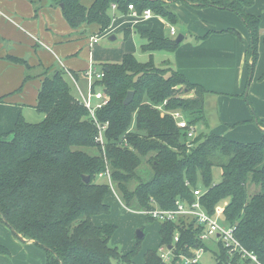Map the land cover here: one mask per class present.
<instances>
[{
    "label": "trees",
    "instance_id": "16d2710c",
    "mask_svg": "<svg viewBox=\"0 0 264 264\" xmlns=\"http://www.w3.org/2000/svg\"><path fill=\"white\" fill-rule=\"evenodd\" d=\"M197 6H215L237 13L245 23L250 41L246 50L248 65L258 59L261 17L249 11L255 0H176ZM73 29L97 26L103 33L111 25V6L129 12L133 4L139 12L151 9L171 24L179 15L165 7L161 0H52ZM228 31L239 38L234 28ZM147 61L126 53L120 62L103 65L105 76L96 82L104 87L110 101L97 111L101 122H109L105 150L96 142V126L88 110L76 99L66 79L65 69L43 73L35 109L41 120L33 123L20 114L10 139L0 138V221L25 242L33 240L46 250L47 264H131L140 252L138 238L133 249L122 253L111 245L116 225H96L93 217L108 214L106 202L110 187L98 181L108 161L113 183L122 193L127 208L144 211L155 206L175 207L176 200L195 199L201 189V202L213 214L215 207L228 199L225 221L236 226V237L264 264V130L258 142H240L215 132L199 133L193 147L186 143L187 129H182L171 115L181 111L190 123L203 118L205 96L203 85L190 82L167 62L159 66L156 52H173L180 43L163 38L154 30H136ZM132 33L124 30V37ZM252 59V63L250 60ZM19 62L18 60H15ZM23 63V61H21ZM29 70L24 82L36 78ZM87 69L80 72L83 75ZM77 79L79 74L72 71ZM134 91L133 101L124 99ZM199 117L193 118L195 115ZM264 126V124H263ZM198 128V127H197ZM206 132V131H205ZM144 160L151 170L148 178L140 174ZM222 170L215 180L214 169ZM89 176L85 182L83 176ZM250 183L259 187L250 195ZM148 220H155L147 216ZM156 221V220H155ZM143 229V228H142ZM144 230V229H143ZM195 222H160V244L172 245L176 257L171 264H181L179 255H191V247H205ZM176 233L180 235L174 243ZM0 253L11 255L0 243ZM239 256L230 257L219 244L215 264H239ZM244 264H252L249 260ZM143 264L165 263L156 249L144 253ZM200 264V263H198Z\"/></svg>",
    "mask_w": 264,
    "mask_h": 264
},
{
    "label": "crops",
    "instance_id": "0c3cea01",
    "mask_svg": "<svg viewBox=\"0 0 264 264\" xmlns=\"http://www.w3.org/2000/svg\"><path fill=\"white\" fill-rule=\"evenodd\" d=\"M83 1L88 5L90 0ZM0 9L13 19V21H9L15 25V27L7 29V21L0 17V30H3V33H0V136L10 133L14 129L20 114L24 116V113L29 110L36 111L38 91L43 80V73L39 72L40 67L52 68L55 66L65 69V71L67 69L71 73L72 71L77 72L78 80L82 84V88L86 90L87 79L80 71L88 69L90 65H94L98 69L101 68L96 65L93 54V48L98 42L90 45V39L95 34L100 37L109 35L110 38L111 35H114L112 33L121 30L124 36L125 25L131 24L137 28L136 30L151 29L163 38H172L170 32L164 34L154 27L142 26L153 21L154 17L139 22L120 18L113 23L112 32L106 34L98 33V27L95 25H84L77 30L71 28L60 7L55 6L52 0H0ZM175 12L178 14L176 10ZM162 20L167 22L169 27L173 25L164 18ZM180 20L183 21L182 17ZM243 26L245 27L236 21L232 25L223 27L207 23L205 27L192 30V26L187 25L189 32L181 33L184 39L177 49L173 52H159L161 54L158 62H155L160 65L168 62L170 66L184 74L190 82L201 84L208 89L206 94L210 92L216 94L220 92L219 89H225L227 85L230 86L228 81H231L230 73L232 71H236L232 78L237 80L236 83L240 87L246 79V50L250 41L247 27ZM229 28L236 29L244 37V40L228 31ZM136 30L132 29L131 37L132 35L136 36L133 33ZM188 35H190V39H188ZM261 38L263 39L264 36ZM261 45L263 46L262 43ZM45 50L52 52L56 62L45 64L42 60ZM126 53L131 52L122 53L121 60ZM21 61L32 67L30 73L36 78L24 82L29 70ZM232 86L234 87L233 84ZM214 127L215 130H211V132L221 134L217 130L218 127ZM262 127L264 130L263 125ZM9 136L11 138V135ZM95 218L94 216L93 221L96 224ZM0 224L5 225L1 221ZM96 225L100 226L101 224ZM7 228L9 227L7 226ZM25 243L29 245L35 242L28 240Z\"/></svg>",
    "mask_w": 264,
    "mask_h": 264
},
{
    "label": "rangeland",
    "instance_id": "374dc122",
    "mask_svg": "<svg viewBox=\"0 0 264 264\" xmlns=\"http://www.w3.org/2000/svg\"><path fill=\"white\" fill-rule=\"evenodd\" d=\"M167 9L170 11L178 12L177 15L182 17V20L178 25H175L177 34L170 35L172 38H176L179 34L187 32V25L192 26V30H196L200 27H205L207 23H212V26L223 27L227 25H232L235 23H241L245 25L241 17L232 10L219 9L215 6H197L185 1L176 0H161ZM211 2H219L220 0H210ZM174 2V3H173ZM90 3V1H89ZM173 3V7L171 4ZM112 8V6H111ZM250 12L261 17V37L264 36V0H255L253 6L250 7ZM112 19L111 25L108 27L104 33L110 34L112 32L113 23L120 19H130L129 12H122L118 10V7L110 10ZM156 17V16H155ZM152 19L153 21L144 24V27H154L156 30L164 34H169V25L167 22L163 21L162 15L157 14V17ZM162 17V18H161ZM5 17H3L4 19ZM167 20V18H164ZM7 21V29L10 27H15L14 23ZM168 21V20H167ZM244 27V26H243ZM246 27V25H245ZM244 27V28H245ZM125 28H132L136 30L131 24L125 25ZM124 28V29H125ZM246 30V29H245ZM189 32V31H188ZM193 32V31H192ZM3 33V30H0ZM136 36L130 38H125L123 36V31H118L114 34L117 38L111 40L109 35L100 37L93 48V54L95 58V63L97 66L103 69L102 65L104 63L110 62H120L121 54L124 52H131L136 55V57L141 61H147L149 55L142 51L141 45L143 40L138 37L136 32H133ZM97 35V34H95ZM235 35V34H233ZM100 36V35H99ZM236 36V35H235ZM237 37V36H236ZM188 35V39H190ZM250 39V36L249 38ZM244 40V37L241 38ZM161 53L157 52L155 54V61L158 62L159 55ZM42 60L45 64L56 62L51 51L45 50ZM246 66V79L242 83V86H238L236 79L232 77L235 76L236 71H232L230 74L231 81H228L230 86L227 85L225 89H219V93L210 92L205 96V106L203 111V118H198L196 114L193 118H198L195 121L197 128V135L199 133H211L214 131L215 127H218V132L225 134L228 138L232 140H237L240 142H258L262 139L264 124V46L259 44L258 49V59L254 66H249L247 60L245 61ZM252 63V59L250 60ZM159 66L160 64L157 63ZM165 66V63L161 66ZM40 67V66H39ZM89 68V67H88ZM55 69H62L59 67H40L39 72L51 74ZM37 73V72H36ZM39 73V74H40ZM85 76V74H84ZM44 78V77H43ZM78 81V84L82 87V84ZM69 85L72 88V92L78 93L76 86L73 84L71 78L67 75ZM227 83V84H228ZM234 85V87L232 86ZM1 85V82H0ZM232 86V87H231ZM235 88V89H232ZM1 90V87H0ZM225 92V93H224ZM24 117L29 122H39L41 120L40 115L36 111L29 110L24 113ZM221 130V131H220ZM206 131V132H205ZM0 138L8 139V137L0 136ZM151 170V165L149 161L144 160L141 165L140 174L145 179ZM222 170L220 168L214 169L215 180L219 181L221 179ZM98 181L104 183V179L98 177ZM113 190H109V194L106 197V202L110 205L111 211L108 214L96 215V224L101 225L110 223L116 225V231L111 238V245L118 247L122 253H127L133 249L136 241V231L140 228L144 229L145 238L140 239V252L135 257L134 262L131 264H143L144 253L148 249H156L160 247V222L148 220L147 215L140 211H136L127 208L123 199L122 193L114 184ZM259 187L255 184L250 183L249 193L254 195L258 193ZM228 203V199L221 201L216 207V217L219 221H225L224 218V207ZM190 221V220H189ZM6 225V224H5ZM4 224H0V242L5 244L10 250L11 255L0 253V264H47L46 250L37 243L27 244L21 241L10 228H7ZM209 249L203 255L200 264H215L216 253L218 252V247L215 242H209ZM252 263V262H250ZM115 264H121L116 263ZM123 264V263H122ZM253 264V263H252Z\"/></svg>",
    "mask_w": 264,
    "mask_h": 264
},
{
    "label": "built area",
    "instance_id": "2783aa9c",
    "mask_svg": "<svg viewBox=\"0 0 264 264\" xmlns=\"http://www.w3.org/2000/svg\"><path fill=\"white\" fill-rule=\"evenodd\" d=\"M112 8H117L116 4L112 5ZM130 21L139 22L143 20H148L156 15L151 9H146L142 13L139 12L133 4L128 6ZM0 17H5L8 20L13 21V19L4 13L0 9ZM169 32L171 35H176L177 30L174 25H170ZM99 35H94L90 39V45H93L99 40ZM66 73L70 76L73 84L76 86L78 93L76 94V99L83 105L89 112L91 121L96 126L97 135L95 140L101 145L103 150L106 146V131L109 126V122H101L98 118L97 111L107 105L110 101V96L104 87L96 88V82L101 81L105 76V71L103 69H98L94 65H90L85 73L87 79V88L84 90L79 84L78 81L74 78L72 73L66 69ZM171 115L177 122V125L182 129H187V139L186 143L188 147H193L194 139L197 136V126L189 122V119L181 111H171ZM99 177L104 179L111 190L115 192L114 183L111 177V172L109 168L108 161L106 160V169L99 174ZM195 199L192 202L187 200H176L175 207L172 208H160L155 206L154 208L141 211L145 215L159 221H180L185 220L187 222H195L196 226L201 228L200 239L209 245V242H215L218 249L219 244L222 245L228 250L230 257L239 256V264L244 263L243 261L249 260L253 264H262L257 255L248 250L236 237V226L231 225L226 221H219L216 217V213H209L201 202V189L193 191ZM190 220V221H189ZM180 235L176 233L174 238V243L178 242ZM191 255H179L181 258V264H198L201 263L203 255L206 253V249L203 246L200 247H191ZM158 252L165 263L171 264L174 262L176 257L175 248L171 245L162 244L158 247ZM222 264H231V263H222Z\"/></svg>",
    "mask_w": 264,
    "mask_h": 264
},
{
    "label": "water",
    "instance_id": "95a60500",
    "mask_svg": "<svg viewBox=\"0 0 264 264\" xmlns=\"http://www.w3.org/2000/svg\"><path fill=\"white\" fill-rule=\"evenodd\" d=\"M115 38H116L115 35H111V36H110V39H111V40H114ZM183 39H184L183 34H179V35L176 37L175 40H176L177 43H180V42L183 41ZM106 91H107V90H106ZM134 95H135V92H134V91H132V90L129 91V92L127 93L126 98L124 99V104L127 105V104L131 103V102L133 101ZM83 180H84L85 182H89V181H90V177L85 175V176H83ZM4 221H5V223H7V220H6V219H4ZM136 236H137V238H139V239H144V238H145V232H144V230H143L142 228L138 229V230L136 231Z\"/></svg>",
    "mask_w": 264,
    "mask_h": 264
}]
</instances>
